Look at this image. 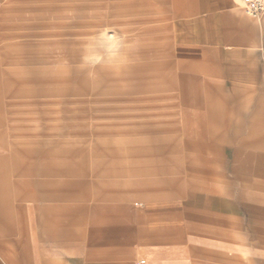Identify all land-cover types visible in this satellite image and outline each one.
<instances>
[{
    "label": "rangeland",
    "instance_id": "1",
    "mask_svg": "<svg viewBox=\"0 0 264 264\" xmlns=\"http://www.w3.org/2000/svg\"><path fill=\"white\" fill-rule=\"evenodd\" d=\"M178 3L0 0V219L26 201L60 264L128 256L132 191L177 177L197 110L231 92L177 71Z\"/></svg>",
    "mask_w": 264,
    "mask_h": 264
},
{
    "label": "crops",
    "instance_id": "2",
    "mask_svg": "<svg viewBox=\"0 0 264 264\" xmlns=\"http://www.w3.org/2000/svg\"><path fill=\"white\" fill-rule=\"evenodd\" d=\"M242 1L179 0L177 71L231 92H210L197 110L207 131L182 141L179 175L164 164L153 184L132 191L129 254L112 264H264V12L255 17ZM12 211L0 219V264H60L59 246L44 245L57 236L39 232L26 201Z\"/></svg>",
    "mask_w": 264,
    "mask_h": 264
},
{
    "label": "built area",
    "instance_id": "3",
    "mask_svg": "<svg viewBox=\"0 0 264 264\" xmlns=\"http://www.w3.org/2000/svg\"><path fill=\"white\" fill-rule=\"evenodd\" d=\"M242 6L246 12L255 17L264 12V0H243Z\"/></svg>",
    "mask_w": 264,
    "mask_h": 264
}]
</instances>
